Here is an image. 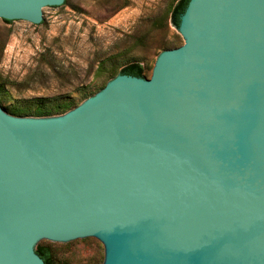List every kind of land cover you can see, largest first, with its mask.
I'll list each match as a JSON object with an SVG mask.
<instances>
[{
  "label": "water",
  "instance_id": "1",
  "mask_svg": "<svg viewBox=\"0 0 264 264\" xmlns=\"http://www.w3.org/2000/svg\"><path fill=\"white\" fill-rule=\"evenodd\" d=\"M68 1L0 0V22ZM179 28L150 79L57 119L0 108V264L92 235L106 264H264V0H190Z\"/></svg>",
  "mask_w": 264,
  "mask_h": 264
},
{
  "label": "rangeland",
  "instance_id": "2",
  "mask_svg": "<svg viewBox=\"0 0 264 264\" xmlns=\"http://www.w3.org/2000/svg\"><path fill=\"white\" fill-rule=\"evenodd\" d=\"M177 0H69L46 8V24L0 22V108L19 119L51 120L77 110L137 61L150 79L185 36L171 21ZM56 264H106L102 238L39 243Z\"/></svg>",
  "mask_w": 264,
  "mask_h": 264
},
{
  "label": "trees",
  "instance_id": "3",
  "mask_svg": "<svg viewBox=\"0 0 264 264\" xmlns=\"http://www.w3.org/2000/svg\"><path fill=\"white\" fill-rule=\"evenodd\" d=\"M190 0H177L171 10V21L176 27H180L182 15L186 11V8ZM7 22H11L12 19H5ZM121 74L133 75L137 77L145 78L144 66L137 61L130 62L124 65L121 69ZM36 252L42 257L46 264H56L53 259L51 248L48 245L37 244L35 247Z\"/></svg>",
  "mask_w": 264,
  "mask_h": 264
}]
</instances>
